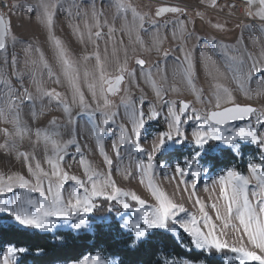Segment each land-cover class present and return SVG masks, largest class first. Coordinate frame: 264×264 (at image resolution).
I'll return each mask as SVG.
<instances>
[{
    "label": "snow or ice",
    "instance_id": "6c2138e0",
    "mask_svg": "<svg viewBox=\"0 0 264 264\" xmlns=\"http://www.w3.org/2000/svg\"><path fill=\"white\" fill-rule=\"evenodd\" d=\"M97 3L98 0H88L86 9L84 0H16L12 9L35 13L36 21L45 29L44 47L18 40L12 32L11 19L0 12V124L5 125L0 127V138L3 139L0 152L14 155L27 169V174L0 173V237L21 230L50 231L61 220L70 221L69 227L75 230L90 228L89 214L102 209V198L107 202V211L116 212L122 220L120 227L128 231L125 241L128 250L145 251L152 245L157 230L177 233L179 228L191 237L192 248L208 257L229 249L236 254L238 264H264V110L252 103H241L239 96L242 93L248 101L264 102V47L259 52L254 48L250 50L244 36V32H248L250 37H256L252 40L253 45L257 40L264 42V0H246L243 15L259 22L244 24L235 43L197 34L196 18L203 20V14L195 12L189 16L186 8L179 5L141 11L132 0H108V6L115 9L109 22L103 6L97 8ZM100 3L103 5V0ZM200 3L224 11L218 0H200ZM228 7L230 18L237 6ZM60 13L68 18L72 35L80 43L86 48L89 43L93 45L92 52L79 59L73 56L56 35L55 22ZM81 20L83 25L73 23ZM116 20L123 22L119 29L115 26ZM209 23L214 29L224 31L227 21ZM118 30L128 36L127 44L123 39L115 40ZM145 36L151 37L150 42L144 39ZM169 39L177 42L175 48L163 47ZM101 40H105L106 45L102 51ZM108 40L115 41L111 52L107 47ZM9 42L13 47L24 44L29 57L26 63L30 64L27 72L18 69L20 61L15 52L9 51ZM49 45L51 56L46 55ZM153 52L160 57L154 62L150 60ZM110 61L116 64L114 73L107 70ZM130 61H134V67H129ZM90 62L91 70L88 69ZM9 67L19 88L9 78ZM201 72L207 78V87L200 85ZM26 76L35 86V92L24 86ZM141 80L151 88L154 100H149L143 89L138 98H132L130 87L140 88L138 81ZM45 81L61 85L64 91L46 87ZM185 92L193 99L182 98ZM172 94L176 98H166ZM117 96L119 103L111 99ZM196 105H203V108ZM53 106L62 111L63 120L53 116L47 127L33 129L24 119L25 110L32 121H38ZM121 109L123 119L118 123ZM83 115L89 119L82 131L94 138L95 148L106 165L105 172L96 170L82 152L77 139L76 118ZM253 116L255 123L250 119ZM159 119H163L167 129L153 134L148 150L141 144L142 137L148 131L146 126ZM234 121L246 123L236 126L230 123ZM189 122L195 125L191 137L197 150L183 167L176 165L171 179L179 177L177 188L181 194L187 192L189 199L195 197L199 220L153 179L158 174L157 169L165 168L164 164L155 163L157 154L168 142L183 144L188 139L184 126ZM109 126L115 137L112 152L116 171L121 172V166H124V179L134 178L139 172L141 184L147 177L152 203L135 191L124 190L113 178L114 159L104 146ZM65 136L68 138L64 139ZM32 137L35 142L30 145L31 151L21 150L24 140ZM210 141L222 142L235 156L242 154L240 141L255 144L262 153L259 164L248 165L256 181L251 190L250 178L234 169L230 168L226 175L218 177L221 186L218 200L224 203L211 204L215 220L196 193L197 181L202 175L198 158ZM37 148L44 153L45 163L49 166L47 170L36 159ZM70 148L79 156L84 179L70 175L66 170L64 161ZM137 153L146 159H137ZM125 157L129 161L127 165ZM132 161H135L134 167ZM189 176L192 178L190 185ZM70 181L73 186L66 198L65 185ZM36 193L38 197L34 195ZM257 196L260 199L254 204L250 197ZM125 213L134 218H126ZM98 220L110 222V217L101 216ZM26 252L25 247L10 245L3 251L0 264H20L18 257ZM79 264L117 262L104 261L97 254L80 260ZM163 264L194 262L164 259ZM197 264H210V260H199Z\"/></svg>",
    "mask_w": 264,
    "mask_h": 264
},
{
    "label": "rangeland",
    "instance_id": "374dc122",
    "mask_svg": "<svg viewBox=\"0 0 264 264\" xmlns=\"http://www.w3.org/2000/svg\"><path fill=\"white\" fill-rule=\"evenodd\" d=\"M3 1L6 2L5 4V9H4V14L6 17L11 19L12 23V32L13 34L17 37L18 40H23L25 43H33V44H39L42 47L45 46V41L47 38V33L43 26L39 25L38 22L36 21L35 18V13H25L20 10H14L12 9L11 5L16 2V0H0V4L2 5ZM246 2V0H244ZM132 3L138 8V10L141 11H149V10H154L157 7L160 6H166V5H179L181 7L186 8V10L189 13V16L194 15L195 12H201L203 14V20H201L199 17L196 18V24L195 28L197 31V34L201 36H208V37H216L217 39H220L224 41L225 43H235L236 39L239 38L242 32L243 25L246 23H258L256 21L254 22H249V21H238L236 19H231V18H226L222 14L218 13V10L212 9L211 7L208 6L207 3L202 4L200 3V0H132ZM103 6L104 11L106 13V17L109 20V22L112 21L113 15L115 13L114 8H110L108 6V0H103V5H101L100 0H98L97 3V8H100ZM84 7L87 9L88 8V0H84ZM211 21L212 23H215L216 21H227L226 23V29L224 31H218L214 29L211 24L209 23ZM73 23H81L83 25V21H73ZM123 22L121 20H116L115 21V26L117 29L120 28L121 24ZM237 25H240V27H237ZM55 31L56 35L59 36L66 44V46L71 50L73 56L75 58H82L84 55L89 54L94 50L93 45L89 43L87 45V48L85 44L80 43L75 36L72 35V29L69 26V20L68 18L63 14L60 13L58 16V19L55 22ZM104 31L106 32L107 29L105 28ZM170 35V34H169ZM259 34L257 33V36ZM245 36V43L249 45L250 50L254 48L256 52H259L262 47H264V42L257 40L256 44H252V40L256 39V37H250L248 32H244ZM107 39V38H106ZM120 39H123L125 44L128 43V36L124 33H121L119 30L115 33V40L118 41ZM144 39L148 42H150L151 37L145 36ZM115 41L113 40H108L107 41V47L109 49V52H111L112 45ZM191 43V42H190ZM177 42L169 39L166 41L163 45L165 49L167 48H175ZM100 49L101 51L105 48V40L99 41ZM9 51L10 52H15L17 55L20 63L18 64V69L24 72H27L30 64H27L26 61L29 59L25 46L22 43H18L15 47L9 42ZM52 54V49L49 46L46 47V55L51 56ZM160 57L158 56L157 53L153 52L150 56L151 61H156ZM121 59H122V54H121ZM51 62V60H50ZM217 62H219L217 58ZM134 61H130L129 67H134ZM88 69H92V62L88 64ZM107 70L110 73H114L116 71V64L114 61H110L109 64L107 65ZM223 71V69H221ZM7 72L9 73V78L12 80L13 85L16 88H19L20 85L16 81L15 77L11 75L12 69L9 67L7 69ZM140 84V88L135 87L134 85L130 87V94L133 99L138 98L142 92L141 89H143V94L147 96L149 100H154V93L152 92L151 88L148 87L147 85L144 84V82L138 81ZM200 85L203 87H207V78L205 77L204 73H200ZM24 86L28 87L31 91L35 92V86L31 83V81L25 77L24 80ZM45 86L48 88H56L57 91H64V87L61 85H56L51 82L45 81ZM232 87H235L234 84L231 85ZM253 88L256 87L255 83L252 85ZM85 91H86V86H85ZM123 95V93L121 94ZM240 96V102L241 103H252L257 107L258 109L264 110V102H258L257 100L253 101H248L246 97L242 93L239 94ZM166 98L172 99L176 98L175 94H172ZM185 99L192 100L193 97L185 92L183 94V97ZM116 103H119L120 97H111ZM198 108H203V105H196ZM121 111V116L117 117V122H122L123 116V109ZM190 114V113H189ZM55 116L59 120H63V114L60 109L55 108L53 106L50 111H46L44 115H42L38 121H32L27 110H25L24 113V119L33 127V129L37 126L39 127H47L48 121ZM77 139L80 142L82 152L86 159H88L93 167L100 171V172H105L106 171V165L103 162V157L100 156L98 150L95 148V141L92 136H89L88 134L84 133L82 131L83 127L87 126V121L88 117L86 115L77 117ZM253 123H255V117L250 118ZM246 123L243 121L240 122H233L231 123L232 125H242ZM5 125L0 124V127H4ZM194 122H189L188 125H185V132L186 136L188 137L187 140L184 141L183 144L177 145L173 142H168V144L165 146L164 149H162L161 152H166L170 151L173 149L180 148L185 152H190L188 156L184 155L180 159H172V160H161V161H155L157 165L159 164H164L165 168L164 169H157L156 172L158 174L154 175L153 179L154 182L164 191H166L170 197L175 199L179 203H183L187 209V211L191 214H194L197 216V219H200V213H199V205L194 204L195 197L192 199H189L188 193L184 192L181 194L179 189L177 188V182L179 180V177H177L176 180H172L171 177L175 174L174 173V168L176 167L177 164H179L181 167L184 166V162L189 159L192 155L195 154L197 148L196 146L192 143V137H191V132L194 127ZM148 131L146 135L142 137L141 144L144 146L146 149L150 150L151 142H152V137L153 134L157 131H162L167 129L166 123L163 121V119H159L158 121H153L150 123V125L146 126ZM68 137L65 136L64 139H67ZM115 137L112 134L111 131V126H109V130L106 132L105 138H104V146L105 150L109 153V155L113 156L114 159V164H113V178L117 181V185L122 187L126 191H135L137 195H140L141 198L146 199L149 203H152L153 198L150 196V192L147 188V177H144V183H140V173L137 172L134 178L130 179H124L123 177V167L121 166V172L116 171V166L117 163L115 162L114 154L112 152V141ZM147 141V142H145ZM3 142V139L0 138V143ZM35 142V138L32 137L31 140L26 138L23 142V145L21 147V150H29L31 151L30 145ZM241 145L245 144H250L253 146L254 150L246 151V153L242 152L241 150V155L237 156L240 157L242 156L244 161H245V167L243 171H239L238 169L235 168L234 165L228 166V167H218L215 169L211 168V164L209 162L204 161V157L208 153H218L220 147L222 146H227L223 145L222 142L220 141H210L209 145L205 146V150L201 151V155L198 158V165L200 169L202 170V175L200 176L199 180L197 181V188H196V193L199 199L206 204V210L209 212V215L213 217L215 220V212L211 209V204L213 202H217L218 206L223 204L224 201L218 200V195H219V190H220V184L218 181V177L221 175H226V172L228 169H234L240 174L248 177H252L248 165L250 163H257L259 164L260 157L262 155L261 150L255 145L252 144L251 142H239ZM242 147V146H241ZM228 148V146H227ZM259 150L258 153H255L253 151ZM159 154V153H158ZM137 159L143 158L146 159V157H142L140 154H135ZM75 156V159L73 157ZM36 159L41 162L42 167H44L46 170L48 169V165L45 163V156L42 151V149L37 148L36 149ZM35 163V161L33 162ZM129 161L127 160V157H125V165H127ZM64 164L66 166V170L69 172L70 175H76L82 179L83 177V170L82 167L79 164V156L74 153V149L70 148L68 155L65 157ZM133 167L135 166V161H132ZM7 174H27V169L25 166H22L19 160L15 158L14 155H8L6 153L0 152V173H5ZM165 172L168 173V177L165 178ZM189 181V185L191 184V177H187ZM213 181H217L216 184H213ZM73 186V182H68L65 185V197H68V193L71 191V188ZM205 186H207V190L205 189ZM180 188H183V185L179 186ZM35 196L38 197V193L34 194ZM252 200L253 198L250 197ZM114 203V202H113ZM133 205L135 206V202H132ZM112 215L115 216V218L119 222V226L122 223V220L120 219L119 216H117L116 212H110ZM126 218H134L131 216L130 213H125L124 214ZM101 216H107L110 217L109 212L107 211L105 214L102 215H96L94 213L89 214V221L91 224L90 228H86L85 230H92V226L94 222H99L98 218ZM181 216H184V214H181ZM71 222H64V221H58L55 228H53L50 231H44V232H51L53 233L57 229H72L69 227V224ZM121 228V227H120ZM178 228V226H177ZM122 229V228H121ZM74 231H77L75 229H72ZM124 231H127L125 229H122ZM167 231V230H165ZM176 239L181 240L182 233H185L187 236H189L186 232L183 231V229H179L177 233H172L170 232ZM238 235V233L236 234ZM190 237V236H189ZM230 240L233 238L232 235L230 234ZM191 240V237H190ZM10 246V245H8ZM6 246L2 250H0V260L3 258V251L6 250L8 247ZM229 253H220L219 255L223 258L225 264H238V261L235 260V255L232 253L229 249H225ZM97 254H99L100 258L104 261H116L117 258L114 256H107L104 255L100 252H94V253H87L83 257H81L78 260L75 261H70L66 263H58V264H79L80 260H83L86 257H95ZM20 256V255H19ZM229 257H232V259H229ZM19 259V257H18ZM175 261H183L184 259H174ZM194 264H197V262H194Z\"/></svg>",
    "mask_w": 264,
    "mask_h": 264
},
{
    "label": "trees",
    "instance_id": "16d2710c",
    "mask_svg": "<svg viewBox=\"0 0 264 264\" xmlns=\"http://www.w3.org/2000/svg\"><path fill=\"white\" fill-rule=\"evenodd\" d=\"M242 152L254 150L250 144L242 145ZM258 153L259 150L253 151ZM190 152L180 148L157 154L156 161L180 159ZM204 161L211 164V168L228 167L234 165L243 171L245 161L243 157L235 156L227 147L220 148L218 153H208ZM102 209L94 214L102 215L107 212V202L100 199ZM110 222H94L92 230L57 229L53 233L39 230H21L20 233L8 237H0V250L8 245L25 247L26 253L20 254V264H58L75 261L87 253L100 252L117 258V264H163L164 259H189L193 262L210 260V264H225L220 253H229L227 250L214 253L208 257L206 253L195 250L191 246L190 237L182 233V239H176L170 232L157 230L152 245L145 251L128 250L125 244L128 231L120 228L118 220L109 212ZM192 248L191 251L189 249ZM38 251L41 254H37Z\"/></svg>",
    "mask_w": 264,
    "mask_h": 264
},
{
    "label": "built area",
    "instance_id": "2783aa9c",
    "mask_svg": "<svg viewBox=\"0 0 264 264\" xmlns=\"http://www.w3.org/2000/svg\"><path fill=\"white\" fill-rule=\"evenodd\" d=\"M220 7L224 8V11L221 12L220 8H216V10H218L219 14H222L224 17L229 18L228 17V12L230 11V8L228 7V5H236L237 6V10L236 12L230 17L231 19H236L238 21H249V22H254L252 20V18L250 17H246L243 15V12L246 8V2L244 0H218ZM3 4H0V12H4L5 9V4L6 2L3 1Z\"/></svg>",
    "mask_w": 264,
    "mask_h": 264
},
{
    "label": "crops",
    "instance_id": "0c3cea01",
    "mask_svg": "<svg viewBox=\"0 0 264 264\" xmlns=\"http://www.w3.org/2000/svg\"><path fill=\"white\" fill-rule=\"evenodd\" d=\"M256 22H259V21H256ZM255 106V105H254ZM243 122H245V121H243ZM243 145V144H242ZM241 145V146H242ZM224 147H227V146H221L220 148H224ZM250 178V184H249V189L251 190L254 186H255V183H256V181H255V178L254 177H249ZM253 198V203L255 204L256 203V201H258L259 199H260V197L259 196H257V197H252Z\"/></svg>",
    "mask_w": 264,
    "mask_h": 264
},
{
    "label": "water",
    "instance_id": "95a60500",
    "mask_svg": "<svg viewBox=\"0 0 264 264\" xmlns=\"http://www.w3.org/2000/svg\"><path fill=\"white\" fill-rule=\"evenodd\" d=\"M166 6H173V5H166ZM254 106V105H253ZM255 107V106H254ZM234 122H240V121H234ZM230 123H233V122H230Z\"/></svg>",
    "mask_w": 264,
    "mask_h": 264
}]
</instances>
